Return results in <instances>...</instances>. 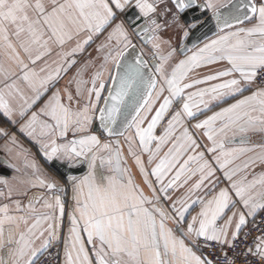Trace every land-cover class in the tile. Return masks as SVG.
<instances>
[{"label":"snow or ice","instance_id":"snow-or-ice-1","mask_svg":"<svg viewBox=\"0 0 264 264\" xmlns=\"http://www.w3.org/2000/svg\"><path fill=\"white\" fill-rule=\"evenodd\" d=\"M161 4L163 8L159 7ZM172 4L175 12L168 7V0H49L48 4L44 0H0V55L22 70L19 79L27 82L34 92L32 97L26 96L16 80L0 89V111L9 118L16 112L14 100L23 101L19 108V116L23 118L48 91L49 85L54 86L61 73H67L77 64L74 57L84 52L95 36L111 28L107 41L97 48L103 53V63L91 80L83 79V72L92 64V61H86L70 81L75 84L77 97L85 98L86 102L80 106L79 99H76L77 107L73 108L72 92L64 89L66 104L57 89L39 113L32 112L20 126V131L40 144L47 161H60L70 169L85 162L88 165L86 176L67 177L75 204L64 242L65 264H213L211 260L198 256L186 240L195 246L198 239L204 238L221 244L222 248L235 249V241L249 222L248 217L255 218L258 211H264V173L252 180H248L246 174L234 179L242 172L247 173L257 161L264 163V151L242 165L229 167L239 156L253 151V148L243 146L249 140L247 133L264 132V81L251 95L243 96L194 125L196 129L205 130L211 142L207 151L214 155L219 168L225 169L231 193L225 188L206 201L199 197L192 200V193L214 175L215 169L204 160L203 152L189 155L183 163L180 162L190 149L200 147L185 126V119H194L201 111V105L207 109L211 101L243 94L256 84L259 76L264 75V0L259 4L256 0H225L224 3L217 0H172ZM131 9L138 11L127 19V23L125 20L115 22L117 12L125 13ZM188 9H199L201 13L210 10L221 31L232 28L233 23L242 24L252 19L257 23L210 40L172 67L169 61L175 49L164 54L162 46L171 47V43L164 40L161 33L175 27L181 29L187 39L189 29L204 23L195 17L191 22H182L181 14ZM132 33L151 45L153 51L150 55L155 61L151 65L144 58L143 51L129 53V49L136 48L130 38ZM73 40L75 45L63 51ZM113 40L116 41L115 47L111 43ZM53 45L62 49L58 61H53L55 67L45 64L37 71L29 68L21 55L22 50L29 62L35 64L52 52ZM223 60L231 67L186 82L194 69ZM235 73L239 78L234 76ZM0 74L7 79L15 75V70L0 63ZM223 77L231 78L186 92L196 85ZM109 82L111 87H107ZM105 91L106 96L102 95ZM165 92L168 93L166 96ZM161 98L162 102L156 108ZM174 102L181 104L180 109L172 114L163 134L155 135L157 126ZM40 116L49 119H40ZM97 116L99 127L107 136L124 137L129 142V153L151 189V196L144 193L126 166L119 139L112 142L102 140L97 134H84L89 132ZM178 129H182L179 135L176 134ZM130 130H134L135 136ZM69 132L73 138L66 140ZM0 135L9 134L0 129ZM137 138L142 151L148 153L149 164L156 160L162 147L171 142L167 153L151 168V175L160 185L159 194L149 179V170L134 150ZM10 141L16 143L15 135ZM154 141L157 143L153 148ZM237 143L241 146L226 147ZM201 160L203 163L195 170L189 167L190 162ZM98 162L107 173L103 178L97 174ZM0 163L16 169L8 159ZM25 166L33 169L35 179L28 181L32 187L64 191L56 181L40 175L41 169L35 160L25 158ZM174 169L175 175L165 183ZM197 172L199 180L185 196L173 201L169 191L187 184ZM182 177L183 182L178 183ZM0 184L8 187L9 197L13 195L14 190L7 179L0 178ZM3 195L5 193L0 192V196ZM161 195L171 201V212L161 203ZM41 199L42 207L48 212L36 208ZM197 203L202 207L186 223L185 229L186 213ZM237 204L244 211L237 208ZM14 205L15 212L23 214H13L8 204L0 206V252L6 249L7 257L0 255V264H37L39 255L59 239L58 224L64 216V202L61 196L55 195L51 199L34 197L26 207H22L19 200L14 201ZM232 209L235 210L231 216H227L226 210ZM225 216L224 223L218 225L217 222ZM169 221L176 225L175 230L168 226ZM239 255L251 256L257 264H264V230ZM224 256L225 264H236L227 252ZM244 264H252V261L245 259Z\"/></svg>","mask_w":264,"mask_h":264},{"label":"crops","instance_id":"crops-1","mask_svg":"<svg viewBox=\"0 0 264 264\" xmlns=\"http://www.w3.org/2000/svg\"><path fill=\"white\" fill-rule=\"evenodd\" d=\"M217 2L224 3L225 0H217ZM256 2L257 4H259L262 2V0H256ZM44 3L48 4L49 0H44ZM159 7L163 8V5L161 4L159 5ZM127 12L125 13L117 12V19L115 22H119L120 20H125V22L127 23V19H126ZM256 23L257 21L255 19H252V20L243 22L242 24L233 25L232 28L230 29H224L223 31L220 30L218 33H216L212 37L206 39L201 44L191 49L187 54H182L179 52L180 47L183 46L184 43L186 42V39L183 37L182 30L179 28H175V27L169 28L166 31L161 33L162 38L164 40L170 41L171 43V47H169L168 45L162 46L164 49V54H167V52L171 51L173 48L175 49V53L172 59L169 61L170 66L174 67L175 64H177L180 60H183L187 56H190L192 52L196 51V49L199 47H203V45L205 43H208L210 40L216 39L218 36L224 35L228 31H235L240 27H243V28L253 27ZM109 31H111V28H108L101 34H98L97 36H95L93 41L90 42L89 45L85 46V51L77 54L74 57L77 60V64L73 65L67 71V73H61V77L59 78L58 81L54 83V86L49 85L48 91L45 92L40 97V99L32 106V108L27 112V114L23 118L19 116V108L22 105L23 101H20L18 99L13 101V106L16 109V112L14 113L13 117L9 118L5 116L2 111H0V129H4L9 134L8 136L0 135V161L4 159H8L11 163L16 165V169H13L4 164L5 168H7L9 172H3V171L0 172V178L7 179L9 181L10 186L14 190L13 195L9 197L7 195L8 187L5 186L4 184H0V192L5 193V195L0 196V206L4 204H8L12 208L13 214H23V213L15 212L14 201L19 200L21 202L22 207H26L29 200L33 199L34 197L43 196L46 199H51L55 195L61 196L64 202L65 212H64V216L62 220L58 224L59 239L54 241L52 244V245L57 244L62 247L63 258H62L61 264H65L64 242H65V238L68 236L69 228L71 227L70 213L72 212V209L75 204L73 200V192H72L71 183L68 179H66V181L62 179V177L52 167L53 162L47 161L46 157H44L43 152L41 151L40 144L37 143L36 140L26 135L24 132L20 131V126L29 119L32 112L39 113L40 108H42L46 104V102L49 100V98L53 95V93L57 89H59L61 92L62 102L66 104L68 103V101H67V95L64 89L67 88L69 91L72 92L73 97H74V101L72 103L73 108L77 107V104L75 102L76 99H79L80 106H82L86 102L85 98L77 97V94L75 91V84L70 83V81L72 80L74 76H76L77 70L80 69L81 66L86 61H92V64L90 67L87 68V70L83 72V79L89 80V81L91 80L94 73L100 68V65L103 63V53H99L97 51V48L101 43H104L107 41V36H108ZM129 31L131 32V29H129ZM189 33H190V29H189ZM130 38L132 39L133 43L135 42L139 43V45L148 55H150V53L153 51L150 44H147V45L142 44L140 38L136 36L134 33L131 34ZM111 43L113 47L116 46L115 40H113ZM74 45H75V40L65 45L63 51L70 50V48L73 47ZM52 47H53L52 52L46 55L45 57H43L40 61H37L35 64H32L29 62L28 56L25 53H23L22 50H21V55L24 58L25 62L29 64V68H35L37 71H39L40 68L44 67L45 64H48L51 67H55V64H53V61H58L59 59L58 53H60L62 49L58 45H53ZM0 63H3L5 68L12 67L15 70V75L7 79H5L3 74H0V89H3L5 84H10L13 80H16L18 83V86L25 93V95L28 97H32L34 95V92L28 86L27 82L19 79V77L23 74L22 70L16 67V65L12 64L10 61L5 60V58L2 55H0ZM230 67L231 65L226 60L217 61L216 63H213V64L203 65L199 68L194 69L191 73H189L188 80L186 82H191V80L193 79H203L204 77L208 75H214L217 72L226 70ZM234 76L236 78H239L238 73H235ZM229 78L231 77H223L218 80L208 81L206 83L196 85L192 89L186 90V92L196 91L197 89H200V88H207V87H210L212 84L221 83L223 82V80L229 79ZM88 86L90 87V84ZM109 86H110V82L108 83L107 87ZM256 87L257 85L255 84L253 85L252 88L243 92V94L226 96L220 101H211L207 109H204L203 105H201V111L197 112L194 119H188V118L185 119V126L188 128L192 137L195 139L196 143L200 145V147L194 150L190 149L187 153L183 155L180 162L183 163V160H186L189 155H195L199 152H203L204 160L209 161L212 167L215 169L214 175L209 177L208 180H205L204 184L201 186L200 189L195 190L192 193V196H191L192 200H196L199 197L206 201L208 199H211L213 196L218 195L219 191L225 188L229 189L230 193L232 192V189L230 188V182L224 175L225 169L219 168V166L215 163L214 155L207 151V148L211 147V142L207 139L205 135V130L196 129L194 125L203 121L208 116L213 115L215 112H218L222 110L223 108L228 107L229 105L235 103L237 100L242 99L243 96L251 95V93L256 90ZM106 94H107L106 91L102 93V95H105V96ZM167 94H168L167 92L164 93L165 96ZM161 102H162V98L160 101L157 102L155 107L158 108L159 103ZM102 103L103 101H101V106H102ZM180 107H181V104L174 102L173 107L169 110V112L165 115L164 119L157 126L155 130V135L160 136L163 134L164 129L167 127L168 120L171 119L172 114L176 110H179ZM152 114H154V112ZM40 119H49V118L45 116H40ZM97 119H98V116L93 121L92 126L89 129V132L84 133V134H90V133L97 134V135H100L102 140L112 141V142H114L116 139H119L120 144L123 149V155L126 158V166H128L131 169L135 182L143 189L144 193L148 196H151L152 195L151 189L149 188L148 184L145 182L143 174L140 172L139 167L135 163L134 157L129 153V142L124 137H109V136L105 137L103 136L99 131L95 129ZM13 120L15 121V123H13ZM49 122L51 121L49 120ZM147 123L148 121L145 122L144 127L147 126ZM180 131H182V129H178L176 134L179 135ZM130 132L133 136H135L134 130H130ZM12 135H15L16 137L15 144L11 143L10 141V137ZM77 135H80V134H77ZM247 135L249 137L248 143L243 146L253 148V151L239 156V158L236 159L234 163L229 166L230 168H234L238 165H242L249 158H255L256 156L261 154L262 151H264V132L250 131L247 133ZM72 138H73V134L69 132V135L66 138V140H71ZM44 139H47V138H44ZM238 139L239 138L237 137V140ZM59 142H66V141L60 140ZM156 143L157 142L155 141L153 142L152 144L153 148L155 147ZM238 146H241V145H239L238 143L226 145L227 148L238 147ZM169 147H171V142L164 145L159 155L157 156L156 160L152 161V163L149 164L148 153H145L142 151L138 138L136 139V142L134 145V150L136 154L141 156L145 164V167L149 170V173H150L149 179L152 181L153 185L157 189L158 194H159L160 185L156 182L155 176L151 175V168L155 167L156 163L159 162V159L163 157L165 153H167ZM8 149H11V152H9ZM17 153H19L20 155H17ZM25 158H27L28 161L35 160L38 167L41 169L40 175L46 178L47 180L56 181L58 184V187H63L64 191L53 192L52 190H49L45 187H39V186L32 187L28 183V181L34 180L35 176L33 174V169L25 166ZM57 162L61 163L60 161H57ZM200 163H203V160L199 162L192 161L190 162L189 167L195 170L199 166ZM82 165H85V169L80 174L75 175L76 177H83L88 174L89 169H88V165L86 162L76 167H79ZM175 171L176 169H174L172 172L168 174V176L165 179V183H167V181L170 180L175 175ZM261 173H264V163H260L259 161H257L254 165L250 166L247 169V173L242 172L237 177H234V179H239L241 176H244L246 174L248 180H252L254 177L259 176ZM97 174L100 178H103L107 174L106 170L102 166L99 165V162L97 165ZM199 178H200V174L199 172H197L195 176H192L191 179L188 180L187 184L183 185L182 187H178L175 190H170L169 195L172 196L173 201H175L177 198L185 196L186 193L188 192V189L192 188V186L199 180ZM183 180H184V177H182L181 181H179L178 183H182ZM161 203L163 204L165 208L169 210V212H171V209H170L171 201L165 200L163 196L161 195ZM42 205H43V199H41L40 202L36 204L35 206L40 212H48L49 210L46 208H43ZM201 207L202 205H200L199 203L194 204L189 210V212L186 213L185 229H186V223L188 221H191V217L196 215L200 211ZM237 208H240L241 211H244V209L239 204H237ZM234 210L235 209L226 210L227 216H231V213ZM227 216L219 220L217 222L218 225H222L224 223V220L227 219ZM252 220H253L252 217H248L249 222L247 223V225ZM168 226L172 227L174 230L176 228V225L171 221L168 222ZM177 235H179L178 232H177ZM37 243H39V241ZM186 243L188 244L189 247H193V251L198 256H201L202 258H207L205 255L202 254V252L198 249L196 245L194 246L188 240H186ZM9 247H11V245ZM88 247L91 253V246L88 245ZM5 253H6V249L4 252H0V255H5ZM42 254L39 255V258ZM5 259H7L6 255H5Z\"/></svg>","mask_w":264,"mask_h":264},{"label":"built area","instance_id":"built-area-1","mask_svg":"<svg viewBox=\"0 0 264 264\" xmlns=\"http://www.w3.org/2000/svg\"><path fill=\"white\" fill-rule=\"evenodd\" d=\"M261 81H264V75L257 78L256 85L259 86ZM4 168V164L0 163V172ZM261 230H264V211H259L253 220L245 226L241 231L239 238L235 241L236 248L221 247V244L217 242L207 241L204 238H200L196 241V246L202 252L203 255L208 257L215 264H225L224 252H227L228 257L236 260V264H244L245 259L252 261V264H257L253 257L249 256L245 258L242 253L245 246H251L253 238L260 235ZM63 258L62 247L54 244L49 247L37 260V264H61Z\"/></svg>","mask_w":264,"mask_h":264},{"label":"water","instance_id":"water-1","mask_svg":"<svg viewBox=\"0 0 264 264\" xmlns=\"http://www.w3.org/2000/svg\"><path fill=\"white\" fill-rule=\"evenodd\" d=\"M201 2H202V0H201ZM168 7L172 8L173 12L176 11L174 5L172 4V0H168ZM136 11H138V10H136V9L129 10L126 14V19L132 17ZM194 17L198 18L200 20H203L204 23L198 24L197 27L194 29H190V33L186 39V42L179 49V52L182 54H187L189 52L188 50L195 48L196 46L201 44L203 41L212 37L213 35H215L216 33H218L220 31V29H218V27H217L216 20L212 17L210 10H207V11H204L203 13H201V11L199 9H188L184 13L181 14L180 19L182 22L187 23V22H191ZM142 22L143 21H141V23ZM244 22H246V21H244ZM233 25H236V24L233 23ZM139 38H140L142 44L147 45L141 37H139ZM133 44L136 45V48H135V50L129 49L128 50L129 53H133V52L139 53L140 51H143L145 53L144 58L150 62V65L155 62L153 60L152 56L148 55L142 49V47L139 45V43L135 42ZM111 86L112 85L110 83L109 87H111ZM95 129L97 131H99L103 136H105V137L107 136V134L104 133L99 127V119H97ZM52 167L62 177V179L64 181H66L68 176L78 175L81 172H83V170L85 169V165H82L79 167H73L70 169L64 163H59V162L53 163ZM2 171L3 172H9V170L7 168H5V166L2 169ZM207 259L210 260L208 257H207ZM213 264H215V263L213 262Z\"/></svg>","mask_w":264,"mask_h":264}]
</instances>
